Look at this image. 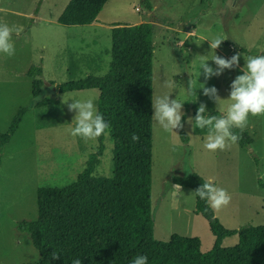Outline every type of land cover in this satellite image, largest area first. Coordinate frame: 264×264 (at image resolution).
I'll use <instances>...</instances> for the list:
<instances>
[{"label": "rangeland", "instance_id": "rangeland-1", "mask_svg": "<svg viewBox=\"0 0 264 264\" xmlns=\"http://www.w3.org/2000/svg\"><path fill=\"white\" fill-rule=\"evenodd\" d=\"M69 1L0 0V23L20 29L18 36L13 34L15 54L0 53V131L8 133L18 109L29 107L11 140L0 148V210L6 212L0 225L9 229V242L11 238L17 243L6 246L13 253L9 264L40 259L30 235L10 229L15 220L37 219L38 189L73 183L98 148L97 139L85 141L71 135L76 113L69 111L68 104L91 98L97 108L100 91L60 93L58 85L109 71L114 22L153 23L154 99L170 95L183 103L184 130L190 137L185 143L179 129L175 130L178 135L165 132L153 119L155 238L165 241L173 234L198 237L203 252L214 246L216 237L209 222L195 212L194 191L173 182V177L192 172L231 196L228 206L215 211L224 226L240 229L264 224V116H249L245 130L254 138L250 146L236 143L215 152L204 148L207 130H194L187 122L196 116L195 107L200 104L206 105L207 112H217L214 101L203 94L204 85L214 86L222 99H228L232 82L243 74L244 57L264 55V0H108L95 24L65 26L58 17ZM147 1L153 10L148 9ZM217 37L224 41L216 50L211 49L209 40ZM238 53V68L205 79L203 62L216 68L211 60L215 55L230 59ZM33 66L43 69L38 76L44 80L43 95L38 100L27 75ZM63 97L67 104L62 103ZM228 103L225 100V106ZM105 144L95 176H110L112 172L110 134ZM238 241V235L231 236L224 239L223 246Z\"/></svg>", "mask_w": 264, "mask_h": 264}, {"label": "trees", "instance_id": "trees-1", "mask_svg": "<svg viewBox=\"0 0 264 264\" xmlns=\"http://www.w3.org/2000/svg\"><path fill=\"white\" fill-rule=\"evenodd\" d=\"M108 0H70L58 22L88 25L96 21ZM153 10L150 2H145ZM110 69L103 75L90 74L80 80L58 85L60 93L98 89L97 110L109 125L97 138L98 148L89 155L86 167L77 179L63 187L38 189L35 220L18 223L30 235L40 253L29 264H131L137 256H147L148 264H264V224L230 229L223 225L205 200L196 196L197 214H201L216 237L212 249L201 250L198 237L173 234L158 240L154 234L152 212L153 184V100H154V26L152 22L113 24ZM245 50V49H242ZM41 67H31L35 99L43 95ZM153 99V100H152ZM36 101V100H35ZM45 104L46 100L42 101ZM195 115L198 108L195 107ZM28 106L18 109L8 133L0 131L1 146L8 143L19 128ZM205 115H221L206 112ZM186 116L182 122L185 123ZM237 142L248 147L254 138L248 130L233 128ZM185 143L190 140L179 129ZM107 134L113 141V168L110 176H95L103 156ZM133 134L139 136L133 141ZM173 182L196 191L209 180L198 173L175 176ZM211 182V181H210ZM238 235L237 244L223 246L225 238ZM56 251L59 259H53Z\"/></svg>", "mask_w": 264, "mask_h": 264}, {"label": "clouds", "instance_id": "clouds-1", "mask_svg": "<svg viewBox=\"0 0 264 264\" xmlns=\"http://www.w3.org/2000/svg\"><path fill=\"white\" fill-rule=\"evenodd\" d=\"M14 33L18 36L20 29L6 23H0V53L9 57L15 54ZM209 41L210 48L216 50L224 40L217 37ZM244 58L246 61L245 66L240 69L243 74L238 75L232 82L228 99H222L218 89L214 86L209 88L203 84L204 87L201 88L203 94L214 101L217 106L216 110L221 115L206 116L207 107L205 104H200L196 116L188 118L187 122L192 125L194 130L197 128L207 130L204 148L208 151L215 152L230 149L240 139L238 135L233 133V128L243 131L248 126L249 116H264V55ZM211 60L214 61L216 68L209 66L208 61L203 62L201 65L206 80L213 76H220L225 69L238 68L240 54H235L230 59L215 55ZM191 87L192 80L189 89ZM225 100L229 101L227 106H225ZM71 101L73 102L68 104V109L76 113L73 120L75 128L71 130L73 137L79 136L85 141H89L96 140L106 134L109 125L105 122L103 116L98 113L93 99ZM62 103L67 104L68 101L63 97ZM152 106L154 109L153 119L165 132L177 134L175 130L184 127L182 122L184 116L182 112L183 103L177 98L171 99L170 95H165L154 99ZM132 140L138 141L139 136L133 134ZM261 178L264 179V174ZM193 193L200 199L205 200L214 211L228 206L231 202V196L227 190L215 186L210 181L205 182ZM52 258L59 259L60 255L54 251ZM72 264H82V261L77 258L72 261ZM131 264H148V258L143 255L137 256Z\"/></svg>", "mask_w": 264, "mask_h": 264}, {"label": "crops", "instance_id": "crops-1", "mask_svg": "<svg viewBox=\"0 0 264 264\" xmlns=\"http://www.w3.org/2000/svg\"><path fill=\"white\" fill-rule=\"evenodd\" d=\"M154 9V8H153ZM140 23V22H138ZM61 24V23H60ZM92 24H95L94 22ZM91 24V25H92ZM113 24H121V25H124L122 24V22H114L112 23L111 25ZM136 24V23H135ZM63 25V24H62ZM66 26V25H65ZM112 28V26H111ZM42 68V67H41ZM43 70V69H42ZM1 147H4V146H1L0 144V148ZM183 187V186H182ZM186 188V187H185ZM196 197V196H195ZM197 214V213H196ZM6 215V212L3 211V210H0V218L4 217ZM18 220H15L14 221V225L10 228L12 229L13 231L15 232H21L22 234H24L25 232H22L19 230L18 228ZM9 232V229L5 228V226L3 225H0V264H9V259L11 258V256L13 255L12 251H10L6 246L8 244H13V243H16V239H11V242H9L8 240V237H6V235L8 234ZM18 243H21V241H18ZM17 244V243H16ZM14 247V246H13Z\"/></svg>", "mask_w": 264, "mask_h": 264}, {"label": "built area", "instance_id": "built-area-1", "mask_svg": "<svg viewBox=\"0 0 264 264\" xmlns=\"http://www.w3.org/2000/svg\"><path fill=\"white\" fill-rule=\"evenodd\" d=\"M139 9V8H138Z\"/></svg>", "mask_w": 264, "mask_h": 264}]
</instances>
